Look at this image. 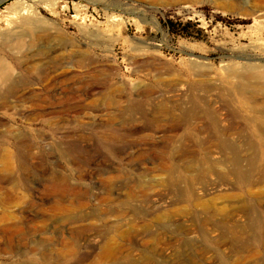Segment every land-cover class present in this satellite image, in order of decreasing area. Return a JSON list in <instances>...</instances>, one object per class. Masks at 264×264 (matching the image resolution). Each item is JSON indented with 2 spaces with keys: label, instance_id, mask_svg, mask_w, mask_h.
Returning <instances> with one entry per match:
<instances>
[{
  "label": "rangeland",
  "instance_id": "rangeland-1",
  "mask_svg": "<svg viewBox=\"0 0 264 264\" xmlns=\"http://www.w3.org/2000/svg\"><path fill=\"white\" fill-rule=\"evenodd\" d=\"M0 59V264L264 260L258 134L236 167L168 104L203 67L264 64V0H0Z\"/></svg>",
  "mask_w": 264,
  "mask_h": 264
},
{
  "label": "bare ground",
  "instance_id": "bare-ground-1",
  "mask_svg": "<svg viewBox=\"0 0 264 264\" xmlns=\"http://www.w3.org/2000/svg\"><path fill=\"white\" fill-rule=\"evenodd\" d=\"M193 65H195L194 61ZM153 69L156 71V68L153 67ZM203 69L204 72L198 75L202 79L198 81L197 84H192L190 88L183 93L180 100L169 102L168 104L170 108L180 112L182 126L187 129V131L194 130L196 132L202 128H211L217 135L214 140L216 148L221 152L229 154L232 164L239 167L243 159L239 157V146L237 142L233 140L236 137H241V144L243 145L244 129L248 130V133H257L259 137L256 141V145L264 148V64H249L238 70L226 67L223 69V74L220 76L213 72L209 66L203 67ZM4 81H8V76L2 69L0 59V82ZM207 93H212L213 97L207 96ZM224 98L226 103L223 101ZM243 101L246 103L244 108L245 115L243 116V112L239 113L234 111L229 117L237 118L241 123L243 122L242 126L244 124V127H231L226 118L228 117V110L231 105L233 106L236 103L239 104L241 110H243ZM218 121L223 125V130L219 129L220 123ZM244 136V143L251 148H255V145L251 141H248V134L246 133ZM2 152L4 157L3 169L8 171L11 169V153L3 148ZM260 157L261 156L257 154H250L249 160L255 162L258 161ZM215 158L217 157L215 156ZM223 161L224 160L219 158L217 164L222 165ZM12 202L13 198L8 195L4 196L2 199L3 206L6 208H11ZM43 206H45V204ZM40 220L43 223L48 221L46 211L41 215ZM224 225L227 226V222L224 223ZM234 230L235 231L229 232V235L239 241V248L241 251L247 252L250 245L246 240H243V229L236 231V228H234ZM255 230H260L261 233L259 236L264 238V228L259 227ZM258 245L264 250V244ZM102 252L104 256H112L115 254L109 243L103 246ZM51 258V255L45 250L43 253L44 261L50 264V262H52ZM184 262H180V264H185ZM258 262L259 264H264L263 259ZM191 264L198 263L192 262ZM243 264H247V261L243 260Z\"/></svg>",
  "mask_w": 264,
  "mask_h": 264
}]
</instances>
